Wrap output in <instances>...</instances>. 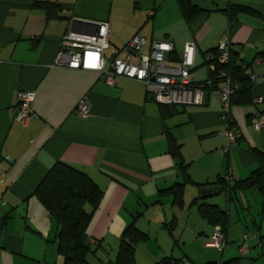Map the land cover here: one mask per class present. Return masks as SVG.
<instances>
[{"label": "crops", "instance_id": "1", "mask_svg": "<svg viewBox=\"0 0 264 264\" xmlns=\"http://www.w3.org/2000/svg\"><path fill=\"white\" fill-rule=\"evenodd\" d=\"M36 1L56 2L59 16L47 17ZM192 2L200 10L187 19L179 0H0V264H64L58 225L33 194L58 160L86 171L104 190L87 229L97 248L89 264H113L134 219L148 235L136 244L135 264H164L167 258L231 264L241 256L236 264H264L259 190L238 192L230 201L226 192L225 201L203 196L205 185L220 177L232 183L249 177L259 165L258 151L264 152V125L252 123L264 112V0ZM100 21L110 28L108 59L127 57L126 41L137 34L146 44L132 55L136 63L160 41L173 43L167 61L175 63L185 43L195 41V84L211 78L210 54L228 41L237 63L260 59L247 70L255 76L254 101L233 105L232 126L217 91L202 87L201 103L178 105L177 113L164 117L140 81L119 77L109 85L96 70L54 65L68 31L96 32ZM21 90L35 93L26 124L14 111ZM82 99L89 106L86 117L76 112ZM228 125L240 138L224 152ZM171 140L181 145L187 171L170 151ZM176 184L184 185L179 200L169 191ZM207 204L228 212L223 250L207 246L216 226L201 213ZM252 231L258 235L248 238L242 255L245 234Z\"/></svg>", "mask_w": 264, "mask_h": 264}, {"label": "trees", "instance_id": "2", "mask_svg": "<svg viewBox=\"0 0 264 264\" xmlns=\"http://www.w3.org/2000/svg\"><path fill=\"white\" fill-rule=\"evenodd\" d=\"M179 3L187 19L194 18L196 13L200 10L199 7L193 4L192 0H179ZM35 6L43 8L49 18L59 16L60 7L56 2L36 1ZM237 10H239L238 7ZM233 12L234 9L230 11L231 14H233ZM216 51L217 48L212 51L211 54L216 53ZM177 59L179 60L180 58ZM208 61L210 64L215 60L210 58ZM244 63H237L232 52L229 63L222 65L216 60V70L211 71V78L217 81L214 82L212 86L203 85L202 87L216 90L221 80L218 74L220 71L224 70L228 75L240 83L239 89L232 95V104L252 103L254 101L252 93L253 81L250 73L247 71L251 65L248 63V68H244ZM178 105L180 104L161 103V114L166 117L170 114L177 113ZM229 122L230 125H234L231 116ZM169 149L172 154L179 159L180 167L187 171L188 164L183 161L180 150L181 145L171 140ZM258 152L259 165L253 170L249 177L236 180L233 183L230 179L220 177L213 183L214 185H205L206 187H204L203 193H210L213 189L217 188L221 190V193L226 192L230 201L235 198L234 195L238 192L257 188L262 196V213L264 216V152ZM207 188L209 189L207 190ZM183 189L184 185L176 184L169 189V191L175 193V197L179 200L182 196ZM33 194L45 204L58 225L57 246L59 253L64 257V264H89L88 256L90 253H96L97 248H93L90 243L87 229L93 214L98 209L104 197V190L86 171L68 162L58 160L49 168L35 188ZM200 209L203 216L210 223L221 225L226 235V229L229 224L228 212L221 209L218 205H202ZM147 239L148 235L138 228L136 219H134L123 232L120 247L113 264H135L136 244L139 241H145ZM172 259L173 258L164 259L163 263L184 264L186 260V258ZM241 259L242 256L229 263L236 264L240 262Z\"/></svg>", "mask_w": 264, "mask_h": 264}, {"label": "built area", "instance_id": "3", "mask_svg": "<svg viewBox=\"0 0 264 264\" xmlns=\"http://www.w3.org/2000/svg\"><path fill=\"white\" fill-rule=\"evenodd\" d=\"M96 32L68 31L62 38L60 47L55 59V66H66L73 69H91L100 73L102 80L109 85H115L119 77H127L140 81L145 84L147 91L156 101L163 104H192L203 101V85L212 86L214 78H209L202 85L195 84L191 77L193 66L195 65V56L197 44L195 41H187L181 52L180 59L175 63L167 61V55L174 46L170 41L155 42L151 53L148 56L141 57L138 63L132 61V55L141 51L146 44V38L140 34L126 41L123 48L128 52L127 57L121 54L108 59L105 51L110 47V28L106 21H100ZM231 56L230 44L228 41H222L217 47L216 53L210 54V58L217 60L220 64L229 63ZM256 59L253 63H258ZM215 61L210 63L211 71L216 70ZM253 63H250L252 65ZM248 63L243 67L248 68ZM250 67V66H249ZM221 78L216 88L222 104L224 106V117L229 120L231 116L232 95L239 89V81L233 79L226 71L222 70L218 74ZM254 79L255 76L251 75ZM35 93L33 91L21 90L19 92V101L14 108L16 118L26 124L34 114L33 102ZM76 112L86 117L89 115V106L86 99H82ZM254 127L261 128L264 125V113L256 114L252 118ZM228 142L224 152L229 147L239 141V133L228 125L225 130ZM229 179L228 176H224ZM258 232L252 231L245 234V240L240 247L242 255L248 251V238L257 236ZM226 235L221 225H216L207 246L216 247L223 250L226 246ZM93 243H97L93 239ZM184 264H190L186 259Z\"/></svg>", "mask_w": 264, "mask_h": 264}, {"label": "water", "instance_id": "4", "mask_svg": "<svg viewBox=\"0 0 264 264\" xmlns=\"http://www.w3.org/2000/svg\"><path fill=\"white\" fill-rule=\"evenodd\" d=\"M79 22H85V23H87V24H89L88 22L89 21H84V20H80ZM99 27V26H98ZM209 188H207V190H208ZM221 193V190L220 189H217V188H215V189H213V191L212 192H210V193H206V192H204V197L205 196H209V195H213V194H220Z\"/></svg>", "mask_w": 264, "mask_h": 264}, {"label": "rangeland", "instance_id": "5", "mask_svg": "<svg viewBox=\"0 0 264 264\" xmlns=\"http://www.w3.org/2000/svg\"><path fill=\"white\" fill-rule=\"evenodd\" d=\"M109 49V48H108ZM108 49H106V50H108ZM109 51H111V50H109ZM210 199H213V201L214 200H217V199H220V200H223V201H225L226 199H225V194L224 193H222V194H217V195H215V196H212Z\"/></svg>", "mask_w": 264, "mask_h": 264}]
</instances>
